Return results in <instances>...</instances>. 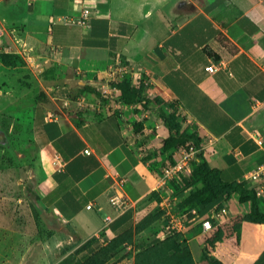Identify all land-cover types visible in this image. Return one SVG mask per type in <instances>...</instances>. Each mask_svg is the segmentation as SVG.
<instances>
[{
    "label": "crops",
    "instance_id": "0c3cea01",
    "mask_svg": "<svg viewBox=\"0 0 264 264\" xmlns=\"http://www.w3.org/2000/svg\"><path fill=\"white\" fill-rule=\"evenodd\" d=\"M184 1L186 7L171 12L175 0H28L26 37L47 46L51 65L76 94L38 105L32 121L50 231L40 264H60L94 239L77 254L83 261L158 208L151 195L160 159L144 158L136 145L140 115L132 110L140 103L124 104L112 86L127 76L175 102L203 130L209 140L204 157L224 181L252 187L248 175L264 165V2ZM84 9L91 11L89 26L67 23ZM211 65L214 73L206 70ZM116 172L128 179L120 189ZM117 191L127 199L125 208L111 201ZM222 205L230 218L238 214L232 200ZM165 226L159 219L136 238L151 244ZM180 235L195 263L205 261L190 247L199 240L204 251L200 224L192 220ZM137 251L121 264H134ZM228 264H264V237L243 232Z\"/></svg>",
    "mask_w": 264,
    "mask_h": 264
},
{
    "label": "rangeland",
    "instance_id": "374dc122",
    "mask_svg": "<svg viewBox=\"0 0 264 264\" xmlns=\"http://www.w3.org/2000/svg\"><path fill=\"white\" fill-rule=\"evenodd\" d=\"M186 6L187 1L183 3L175 0L170 10L178 12ZM29 7L28 0H0V54L7 55L16 63L5 67L0 61V264H40L44 256L43 242L50 231L45 225L47 212L40 203L41 153L32 136V121L38 105H48L55 96L69 98L75 94H72L70 83L63 79L64 72L55 80L60 74L58 75L55 65L50 63L47 46L39 47L26 37ZM50 74L55 77L53 80L48 79ZM126 78L132 81L129 76ZM102 81L108 84L106 89L109 90L110 81ZM141 83L145 86L144 100L139 108L132 110L140 115L135 123V133L140 134L141 139L136 142L137 147L146 154L144 158L159 157V162L154 166L158 179L162 170L178 160L183 150L192 154L193 159L189 163L193 166L194 161L201 154L204 155L209 142L203 130L189 121L175 102H165L154 97L151 85ZM160 109L174 115L181 125V132L187 137H193L163 155L162 144L168 136V129L160 119ZM146 130L149 132L146 133ZM180 175L181 178L182 174ZM176 182H180V179ZM185 195L186 189L183 188L178 194L179 204L183 202ZM158 197H155L157 202ZM179 208L183 209L181 204ZM155 211L164 215L160 206ZM161 219L167 225V218L163 216ZM164 232L166 226L163 235ZM163 235L161 233L159 237ZM202 237L203 235L200 236L201 242ZM141 245L147 243L141 244L135 237L132 243L120 248L110 263L119 258H128ZM190 247L196 258L203 256L199 240L192 241ZM212 251L211 258L217 263L228 264L234 257V251L223 244L215 245ZM205 261L200 264H211L210 261ZM81 262L73 254L60 264Z\"/></svg>",
    "mask_w": 264,
    "mask_h": 264
},
{
    "label": "trees",
    "instance_id": "16d2710c",
    "mask_svg": "<svg viewBox=\"0 0 264 264\" xmlns=\"http://www.w3.org/2000/svg\"><path fill=\"white\" fill-rule=\"evenodd\" d=\"M0 61L5 67L16 64L4 54H0ZM48 70L51 72L50 69ZM55 71L57 73L56 69ZM59 77L60 75L55 78L50 74L48 79L58 80ZM143 84L134 85L125 78L112 83V86L121 92V102L132 105L143 102L145 88ZM85 89L98 95L97 91L91 87H85ZM159 116L168 129V136L162 144V154H167L172 149L179 147L180 144H184L187 139L193 138L187 137L184 132H181V125L174 115H169L160 109ZM170 186L174 188L177 195L181 189H186V195L182 198L183 202L180 203L183 209L179 208L180 204L177 206L178 209L182 211L196 207L199 209L201 217L206 216L212 206L221 207L225 200H232L237 206V215L221 225H214L210 232L203 234L204 258L211 264H221L211 258L215 245L223 244L231 248L235 255L241 246L243 232L264 237V203L259 202L255 190L250 187L248 182L224 181L221 172L212 168L203 154L194 161L191 175H182L180 182L173 181ZM194 186L197 187L193 189ZM151 196L154 199L159 196V201H156L159 206L161 202L159 193L153 192ZM208 208L210 209L207 211ZM162 217V213L158 211L148 214L137 222L135 229H130L106 245L99 247L80 264H109L120 248L125 244L132 243L138 234ZM181 239L180 234L170 233L163 235L161 239L151 244L141 245L135 255L134 264H196L188 246ZM94 244V239L89 240L77 250L76 255L90 249ZM122 260L124 259L119 258L110 264H121Z\"/></svg>",
    "mask_w": 264,
    "mask_h": 264
},
{
    "label": "built area",
    "instance_id": "2783aa9c",
    "mask_svg": "<svg viewBox=\"0 0 264 264\" xmlns=\"http://www.w3.org/2000/svg\"><path fill=\"white\" fill-rule=\"evenodd\" d=\"M264 2V0H261ZM91 18V11L84 9L80 18L74 20H68L70 25L89 26ZM207 72L214 73L216 68L211 65L206 68ZM261 144V142H259ZM89 153V151H87ZM192 154L183 150L180 153L178 160H175L171 165L169 164L162 170L160 178L157 180L154 187V192L159 193L161 202L159 204L161 211L167 218L166 232L165 234L177 233L182 234L189 231L192 224V220L197 221L200 224L201 233L206 234L210 232L214 225H221L230 219V213L227 206L213 207L209 210L206 216L201 217L199 209L194 207L180 211L178 209L179 199L175 193L174 188L170 186V183L174 180L180 179V174H191L193 166L190 162L192 160ZM196 161V160H195ZM117 187L120 189L127 182V177L120 175L116 172ZM251 183L252 188L255 190V194L260 203H264V165L259 166L256 171L250 173L247 177ZM112 203L117 208H125L128 205L127 199L124 195L117 191L112 197Z\"/></svg>",
    "mask_w": 264,
    "mask_h": 264
}]
</instances>
